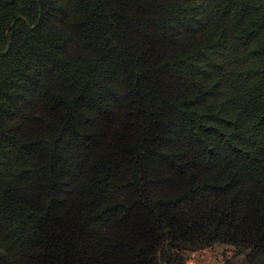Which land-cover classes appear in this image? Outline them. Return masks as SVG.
<instances>
[{
    "label": "trees",
    "instance_id": "1",
    "mask_svg": "<svg viewBox=\"0 0 264 264\" xmlns=\"http://www.w3.org/2000/svg\"><path fill=\"white\" fill-rule=\"evenodd\" d=\"M210 248L264 264V0H0V264Z\"/></svg>",
    "mask_w": 264,
    "mask_h": 264
},
{
    "label": "rangeland",
    "instance_id": "2",
    "mask_svg": "<svg viewBox=\"0 0 264 264\" xmlns=\"http://www.w3.org/2000/svg\"><path fill=\"white\" fill-rule=\"evenodd\" d=\"M234 254L235 253L230 249H205L190 254L185 264H242V261L240 259H232V255Z\"/></svg>",
    "mask_w": 264,
    "mask_h": 264
},
{
    "label": "water",
    "instance_id": "3",
    "mask_svg": "<svg viewBox=\"0 0 264 264\" xmlns=\"http://www.w3.org/2000/svg\"><path fill=\"white\" fill-rule=\"evenodd\" d=\"M6 51H7V49H6Z\"/></svg>",
    "mask_w": 264,
    "mask_h": 264
}]
</instances>
